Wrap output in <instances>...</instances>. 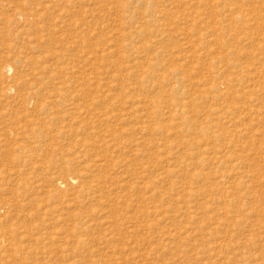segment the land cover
<instances>
[{
	"label": "rangeland",
	"instance_id": "374dc122",
	"mask_svg": "<svg viewBox=\"0 0 264 264\" xmlns=\"http://www.w3.org/2000/svg\"><path fill=\"white\" fill-rule=\"evenodd\" d=\"M0 264H264V0H0Z\"/></svg>",
	"mask_w": 264,
	"mask_h": 264
},
{
	"label": "bare ground",
	"instance_id": "6f19581e",
	"mask_svg": "<svg viewBox=\"0 0 264 264\" xmlns=\"http://www.w3.org/2000/svg\"><path fill=\"white\" fill-rule=\"evenodd\" d=\"M146 114H147V112H146ZM224 160H226V159L224 158ZM224 160H223V161H224ZM225 162H226V161H225ZM225 162H223V164H224ZM228 169H229V167H228ZM230 169H231V168H230ZM231 171H232V170H231ZM223 197H224V196H223ZM224 201H225V200H223V203H226V201H225V202H224ZM221 202H222V201H221ZM227 203H228V201H227ZM227 205H228V206H226V207H229V204H227ZM224 206H225V204H224ZM222 208H223V207H222ZM229 208H230V207H229ZM224 209H225V208H224ZM221 210H222V209H221ZM223 211H226V210H223ZM221 213H222V212H221ZM230 213H231V212H230ZM222 214H223V213H222ZM224 214H225V212H224ZM224 214H223V215H224ZM225 215H226V214H225ZM229 216H230V215H229ZM225 217H226V216H225ZM230 217H231V216H230ZM226 219H227V218H226ZM226 219H225V220H226ZM228 220H229V219H228ZM230 221H231V220H230ZM228 222H229V221H228ZM228 222H227V223H228ZM229 223H231V222H229ZM228 225H229V224H228ZM228 225H227V226H228ZM224 226H226V225H224ZM234 226H235V225H234ZM224 236H225V235H224ZM224 236H222V238H223L222 241L220 240V241H217V242H219V243H221V242H222V243L226 242ZM226 237H227L226 239H228L229 236L227 235ZM229 238H230V237H229ZM228 242H229V241H228ZM226 243H227V242H226Z\"/></svg>",
	"mask_w": 264,
	"mask_h": 264
}]
</instances>
